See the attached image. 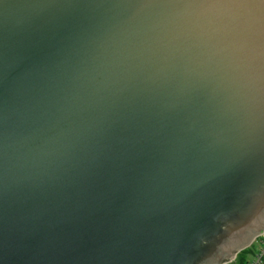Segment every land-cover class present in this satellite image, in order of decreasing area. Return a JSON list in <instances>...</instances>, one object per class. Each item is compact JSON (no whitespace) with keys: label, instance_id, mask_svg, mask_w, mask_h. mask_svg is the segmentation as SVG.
<instances>
[{"label":"water","instance_id":"water-1","mask_svg":"<svg viewBox=\"0 0 264 264\" xmlns=\"http://www.w3.org/2000/svg\"><path fill=\"white\" fill-rule=\"evenodd\" d=\"M140 2L0 0V264H226L264 232V82L148 79ZM204 2L221 68L264 75V0Z\"/></svg>","mask_w":264,"mask_h":264},{"label":"clouds","instance_id":"clouds-1","mask_svg":"<svg viewBox=\"0 0 264 264\" xmlns=\"http://www.w3.org/2000/svg\"><path fill=\"white\" fill-rule=\"evenodd\" d=\"M209 11L204 0H142L126 21L125 55L152 81L172 83L182 92L223 89L230 102L243 106L264 75L232 61L221 68Z\"/></svg>","mask_w":264,"mask_h":264},{"label":"built area","instance_id":"built-area-1","mask_svg":"<svg viewBox=\"0 0 264 264\" xmlns=\"http://www.w3.org/2000/svg\"><path fill=\"white\" fill-rule=\"evenodd\" d=\"M258 239H259V246L257 247L255 253L253 254V257L247 261V264H264V247H262V245H264V232L261 235L257 236L253 240V242L258 240ZM231 261H229V262H231Z\"/></svg>","mask_w":264,"mask_h":264},{"label":"rangeland","instance_id":"rangeland-1","mask_svg":"<svg viewBox=\"0 0 264 264\" xmlns=\"http://www.w3.org/2000/svg\"><path fill=\"white\" fill-rule=\"evenodd\" d=\"M258 246H259V239L252 242V244L247 247L249 249L247 251L242 252L241 255H239L240 260H238L239 257L237 258L236 255L235 259L232 260L231 262H228L227 264H247V261L253 257V254L255 253Z\"/></svg>","mask_w":264,"mask_h":264},{"label":"trees","instance_id":"trees-1","mask_svg":"<svg viewBox=\"0 0 264 264\" xmlns=\"http://www.w3.org/2000/svg\"><path fill=\"white\" fill-rule=\"evenodd\" d=\"M249 248H245L243 250H240V252L237 253V258L239 257V255H241L242 252L247 251ZM238 260H240V257L238 258Z\"/></svg>","mask_w":264,"mask_h":264},{"label":"snow or ice","instance_id":"snow-or-ice-1","mask_svg":"<svg viewBox=\"0 0 264 264\" xmlns=\"http://www.w3.org/2000/svg\"><path fill=\"white\" fill-rule=\"evenodd\" d=\"M262 247H264V245H262Z\"/></svg>","mask_w":264,"mask_h":264},{"label":"bare ground","instance_id":"bare-ground-1","mask_svg":"<svg viewBox=\"0 0 264 264\" xmlns=\"http://www.w3.org/2000/svg\"><path fill=\"white\" fill-rule=\"evenodd\" d=\"M252 244V243H251Z\"/></svg>","mask_w":264,"mask_h":264}]
</instances>
